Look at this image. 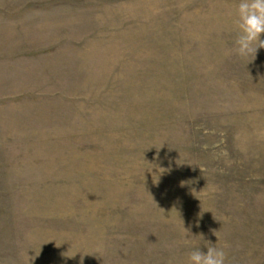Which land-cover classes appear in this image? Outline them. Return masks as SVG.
Returning a JSON list of instances; mask_svg holds the SVG:
<instances>
[{"label": "rangeland", "instance_id": "rangeland-1", "mask_svg": "<svg viewBox=\"0 0 264 264\" xmlns=\"http://www.w3.org/2000/svg\"><path fill=\"white\" fill-rule=\"evenodd\" d=\"M238 2L0 0V264L206 241L264 264V49L236 54Z\"/></svg>", "mask_w": 264, "mask_h": 264}, {"label": "clouds", "instance_id": "clouds-1", "mask_svg": "<svg viewBox=\"0 0 264 264\" xmlns=\"http://www.w3.org/2000/svg\"><path fill=\"white\" fill-rule=\"evenodd\" d=\"M235 17L234 50L241 58L254 59L257 51L264 49V0H239ZM153 169L152 177L157 172V168L155 172ZM204 247L206 251L201 248L191 250L186 264H226V254L223 248L217 246V242L212 244L206 241Z\"/></svg>", "mask_w": 264, "mask_h": 264}, {"label": "crops", "instance_id": "crops-1", "mask_svg": "<svg viewBox=\"0 0 264 264\" xmlns=\"http://www.w3.org/2000/svg\"><path fill=\"white\" fill-rule=\"evenodd\" d=\"M9 42H8V44L10 45V46H13V38H10L9 40H8ZM7 43V42H6ZM10 50H12L13 51V48H11ZM13 53L11 54V60L9 61V64L8 65H6V66H8V68H10L11 69V71H13ZM10 77V83H9V88L10 89H8V91L11 93V94H13V75L12 76H9ZM9 105H10V107H12L13 108V101H10L9 102ZM10 125H11V127L13 128V120H11L10 121V123H9ZM10 137H9V139L10 140H13V133H12V131H11V133H10Z\"/></svg>", "mask_w": 264, "mask_h": 264}]
</instances>
